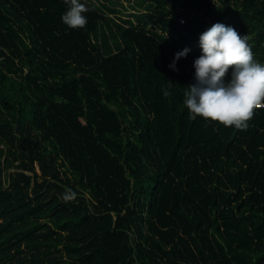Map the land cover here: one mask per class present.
<instances>
[{
  "label": "trees",
  "instance_id": "trees-1",
  "mask_svg": "<svg viewBox=\"0 0 264 264\" xmlns=\"http://www.w3.org/2000/svg\"><path fill=\"white\" fill-rule=\"evenodd\" d=\"M87 6L0 0V264H264V107L183 105L212 24L264 63V0Z\"/></svg>",
  "mask_w": 264,
  "mask_h": 264
},
{
  "label": "clouds",
  "instance_id": "clouds-1",
  "mask_svg": "<svg viewBox=\"0 0 264 264\" xmlns=\"http://www.w3.org/2000/svg\"><path fill=\"white\" fill-rule=\"evenodd\" d=\"M61 21L69 28H83L89 11L84 0H65ZM248 37L237 29L216 22L199 35L201 54L194 59V82L183 93V105L191 119L197 116L224 126L246 129L254 108L264 107V63L254 59ZM190 48L177 51L169 68ZM170 86V85H169ZM163 95H170L167 89Z\"/></svg>",
  "mask_w": 264,
  "mask_h": 264
},
{
  "label": "rangeland",
  "instance_id": "rangeland-1",
  "mask_svg": "<svg viewBox=\"0 0 264 264\" xmlns=\"http://www.w3.org/2000/svg\"><path fill=\"white\" fill-rule=\"evenodd\" d=\"M88 1H92V0H84V2L87 3V4H88Z\"/></svg>",
  "mask_w": 264,
  "mask_h": 264
}]
</instances>
